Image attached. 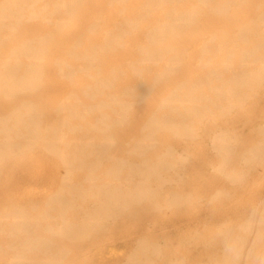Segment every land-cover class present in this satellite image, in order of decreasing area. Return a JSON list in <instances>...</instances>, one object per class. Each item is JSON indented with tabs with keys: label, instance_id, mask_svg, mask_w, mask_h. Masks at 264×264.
<instances>
[{
	"label": "rangeland",
	"instance_id": "374dc122",
	"mask_svg": "<svg viewBox=\"0 0 264 264\" xmlns=\"http://www.w3.org/2000/svg\"><path fill=\"white\" fill-rule=\"evenodd\" d=\"M4 1L0 264H264V0Z\"/></svg>",
	"mask_w": 264,
	"mask_h": 264
},
{
	"label": "bare ground",
	"instance_id": "6f19581e",
	"mask_svg": "<svg viewBox=\"0 0 264 264\" xmlns=\"http://www.w3.org/2000/svg\"><path fill=\"white\" fill-rule=\"evenodd\" d=\"M199 1V0H198ZM2 5H4V7L6 8V7H9V5H10V0H6V1H4V3L2 2ZM160 28V27H159ZM204 39V38H203ZM200 60V59H199ZM12 78V76H11V74H8V79H11ZM8 84H10L9 82H7ZM13 84H16V81H13L12 80V84L11 85H13ZM19 137V136H18ZM17 137V138H18ZM9 139V138H8ZM10 142V141H9ZM61 161V160H60ZM228 175V174H227ZM61 203H62V205H65V203H67L66 202V199H64V200H61ZM67 210H68V208H67ZM58 214H59V212H58ZM53 216H54V214H53ZM217 231V230H216ZM26 264V263H25Z\"/></svg>",
	"mask_w": 264,
	"mask_h": 264
}]
</instances>
